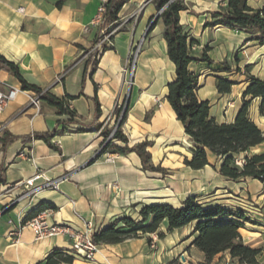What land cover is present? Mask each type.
Returning a JSON list of instances; mask_svg holds the SVG:
<instances>
[{
  "label": "crops",
  "instance_id": "obj_1",
  "mask_svg": "<svg viewBox=\"0 0 264 264\" xmlns=\"http://www.w3.org/2000/svg\"><path fill=\"white\" fill-rule=\"evenodd\" d=\"M185 3L187 9L179 12V22L196 41L191 53L200 57L205 50L211 60L188 66L197 77L196 95L209 102V114L216 122L231 123L242 105L249 77L264 80V40L259 43L240 30L208 24L210 12L224 7L226 0ZM99 5L100 0H0V55L42 91L70 97L67 107L74 112V120L66 122V115H58L42 100L35 108L24 92L0 111V138L5 132L17 137L4 150L0 148L4 179L0 184V264H38L54 249L73 257L59 264H202L204 254L191 244L196 235L193 224L168 231L163 221L158 229L163 235L155 232L154 241L149 233L99 244L92 262L72 255L66 236L36 240L32 230L21 228L23 219L41 204L52 206L42 210L50 223L82 230L90 222L94 233L123 216L139 220L144 205L177 207L190 195L204 205L244 210L251 222H245L240 236L244 244L261 248L257 263L264 264V182L220 175L222 159L210 151L202 169L183 163L191 156L192 144L166 99L175 67L167 56L161 20L147 30L161 8L155 0H126L118 24L110 27L105 21L93 22ZM247 5L261 8L264 0H247ZM120 26L124 29L114 31L110 45L102 44L87 54L104 33ZM141 39L128 84L124 70L129 50ZM104 46L109 48L104 50ZM224 65L229 71L223 70ZM218 78L233 82L230 92H218ZM9 87L20 88V83L0 67V90ZM121 105L125 111L121 130L128 145L151 141V161L166 169L165 174L142 169L135 152L97 154L104 141L101 133L111 131ZM259 106L260 98H253L247 116L261 129ZM59 120L65 121V130L52 138L57 150L40 139H23L60 128ZM36 172L51 179L63 177L58 190L42 189L23 196L25 181ZM40 183L38 179L36 184ZM226 259L237 262L225 251L209 264Z\"/></svg>",
  "mask_w": 264,
  "mask_h": 264
},
{
  "label": "trees",
  "instance_id": "obj_2",
  "mask_svg": "<svg viewBox=\"0 0 264 264\" xmlns=\"http://www.w3.org/2000/svg\"><path fill=\"white\" fill-rule=\"evenodd\" d=\"M126 0H107L105 4L104 21L114 27L118 24V13ZM157 8L164 5L165 8L157 19L162 23V37L167 44V56L174 64L175 77L167 84L166 99L173 109L176 119L181 123L185 134L191 141V156L185 157V166L198 170L208 164L207 151L212 152L222 159L218 173L228 179L251 178L264 182V151L248 154L264 142V134L261 129L247 116L248 106L253 98H260L259 110H264V80L255 76L249 77V83L242 93V105L231 123H218L209 114V102L199 100L196 91L198 89L197 77L189 70V64L194 61L211 63L205 50L200 57L191 53V47L196 43L184 30L179 22V12L187 9L183 0H155ZM170 1V2H169ZM211 26L220 25L230 29L244 32L259 43L264 40V6L253 9L247 5V0H226V5L218 10L210 12ZM156 22V21H155ZM152 24V28L155 24ZM120 26L117 31L123 30ZM109 47L104 46L106 50ZM225 64V63H224ZM0 67L7 69L17 78L22 90L31 91L39 95L40 100L55 108L58 115H66V122L74 120V112L67 107L70 97H57L48 91H42L37 85L28 82L19 72L18 66L0 55ZM224 71L229 67L224 65ZM233 82L217 79L219 93H228ZM125 117V111L121 114L115 132L108 139L109 130L102 131L103 143L98 155L105 152L127 154L135 152L141 161L142 169L165 174L166 169L154 165L148 147L151 141H142L129 146L126 136L122 133L121 125ZM60 128H54L47 133H33L24 137L25 141L32 139L43 140L49 147L58 149L51 142L52 138L65 130V121L59 120ZM16 136L5 132L0 138L2 150L12 142ZM120 141L122 145L114 142ZM244 154L242 162L238 164L237 155ZM4 182L2 169H0V184ZM52 207L49 204H41L23 221L36 215L45 208ZM139 220L129 216H123L107 224L92 234V240L97 244H115L125 239L137 237L142 234L156 232L158 237L163 234L158 231L163 221L167 222V230L193 224L192 234H196L192 245L204 254V262L209 264L212 258L228 251L232 259L238 263L258 264L257 257L261 248H253L243 243L240 229L245 222L251 219L240 208L215 204L204 205L199 203L195 195L187 196L180 206H172L166 203L144 205L139 210ZM72 256L59 249H54L38 264H59L70 262Z\"/></svg>",
  "mask_w": 264,
  "mask_h": 264
},
{
  "label": "built area",
  "instance_id": "obj_3",
  "mask_svg": "<svg viewBox=\"0 0 264 264\" xmlns=\"http://www.w3.org/2000/svg\"><path fill=\"white\" fill-rule=\"evenodd\" d=\"M172 1V0H170ZM169 1V2H170ZM107 0H100V5L98 7V12L93 20L94 23H100L104 21V14H105V4ZM185 2V1H184ZM164 5L158 12L165 8ZM22 11V8L18 9ZM213 28H218L220 25H214ZM118 28V27H117ZM117 28L110 30L103 34L102 39L94 45L87 54L91 53L94 49H98L102 44H111L110 36L117 30ZM142 39L133 44L129 50L128 54V61L132 57V61L134 64L136 63V59L140 54L141 47H142ZM124 72H127L125 69ZM131 77H129L128 84L131 83ZM19 92H24L28 98V102L33 105L35 108L39 107L40 98L39 95L35 94L31 91L22 90L21 88L17 87H9L7 90H0V111L3 110L11 101H13ZM119 118L117 119L116 123L114 124L113 128L111 129L108 139L113 135L118 125ZM261 131L264 134V110L261 114ZM54 143V140H51ZM240 164V163H238ZM63 177L51 179L47 177L44 172H36L34 173L29 179L25 181V187L27 190L23 193V196H27L30 193L37 192L42 189H51V190H58L59 182ZM38 179L42 180V183L36 184ZM261 215V214H260ZM29 228L34 233V238L36 240L43 239L46 237H52L57 235L66 236L70 241L71 245V254L83 259L84 261L92 262L95 260V255L99 251L100 245L95 243L92 240V225L90 222H87L82 230H76L72 226L64 223H50L47 220L46 211H41L36 215L28 218L25 221H22L21 228ZM15 237L18 236V232L13 233ZM152 241L156 240L157 235L155 232L150 234ZM16 240V239H15ZM222 264H247V263H238L234 262L231 259H226Z\"/></svg>",
  "mask_w": 264,
  "mask_h": 264
},
{
  "label": "rangeland",
  "instance_id": "obj_4",
  "mask_svg": "<svg viewBox=\"0 0 264 264\" xmlns=\"http://www.w3.org/2000/svg\"><path fill=\"white\" fill-rule=\"evenodd\" d=\"M183 1H186V0H183ZM110 39H112V35L110 36ZM142 44H143V41H142ZM134 67H135V64L134 62L132 61V57L129 59L128 61V64H127V74H128V78L130 77V75H133V72H134ZM123 106L121 105L120 108H119V115H118V118L120 120L121 118V114L123 113ZM117 118V119H118ZM264 151V145H259L257 147H255L254 149H250L247 151L248 154H254V153H259V152H263ZM243 155L244 154H239L237 155V162L238 163H241L242 162V158H243Z\"/></svg>",
  "mask_w": 264,
  "mask_h": 264
},
{
  "label": "water",
  "instance_id": "obj_5",
  "mask_svg": "<svg viewBox=\"0 0 264 264\" xmlns=\"http://www.w3.org/2000/svg\"><path fill=\"white\" fill-rule=\"evenodd\" d=\"M158 15L159 14H157L155 17H154V19L150 22V24H149V26H148V28H147V30L149 29V27L157 20V18H158ZM146 30V31H147ZM97 154H99V152L97 153Z\"/></svg>",
  "mask_w": 264,
  "mask_h": 264
}]
</instances>
